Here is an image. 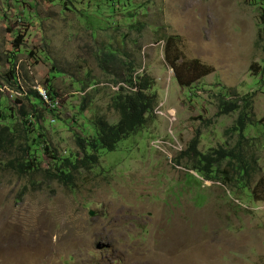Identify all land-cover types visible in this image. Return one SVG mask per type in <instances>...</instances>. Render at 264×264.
<instances>
[{
	"label": "rangeland",
	"instance_id": "374dc122",
	"mask_svg": "<svg viewBox=\"0 0 264 264\" xmlns=\"http://www.w3.org/2000/svg\"><path fill=\"white\" fill-rule=\"evenodd\" d=\"M169 38L184 60L212 71L181 86ZM263 68L264 0H0V100L17 110L23 90L51 83L59 118L41 123L59 156L82 155L76 136L96 133L91 119H120L111 102L121 86L130 91L126 76L147 74L157 95L144 126L114 150L99 148L98 163L71 184L46 173L55 172L47 153L35 173L0 169V264H174L165 255L191 237L179 226L198 223L203 235L209 221H264ZM222 95L240 108L220 113ZM246 103L242 137L233 127ZM194 137L201 152L235 148L249 175L237 181L224 159L228 177L204 180L184 154Z\"/></svg>",
	"mask_w": 264,
	"mask_h": 264
},
{
	"label": "trees",
	"instance_id": "16d2710c",
	"mask_svg": "<svg viewBox=\"0 0 264 264\" xmlns=\"http://www.w3.org/2000/svg\"><path fill=\"white\" fill-rule=\"evenodd\" d=\"M172 39L169 38L165 45L166 59L174 68L176 79L181 86L191 85L198 77L212 71V66L204 64L197 58L184 60L181 52L176 46H173ZM22 43L23 36L17 33L13 45L19 48ZM171 50L174 52L172 57ZM114 56L115 54L112 52L105 54V58ZM180 59H182V62L177 64ZM250 68L254 71V65H251ZM262 71L264 73V68ZM9 75L17 83L14 56H12ZM122 81L129 86L130 91L124 92V86H121V89L112 96L111 102V105L120 113V119L115 123H110L103 116L91 119L96 127V133L91 136H76V144L82 155L78 156L77 154L74 158L59 156L42 132L43 125L41 121L46 118L47 114H51L49 117L50 123L56 121V118H59V107H50L37 89H30L27 92L23 90L22 101L20 98H15L17 102H20L17 110L8 105L7 101L0 100V169L8 168L19 175L35 173L42 167V155L47 153L54 162L55 172L48 168L46 173L64 184H71L74 179V172L80 168L91 169L98 163L100 158L99 148L114 150L123 138L130 136L144 126L147 121V113L154 109L157 95L155 92L150 91L153 86L151 77L147 74L139 76L131 74ZM256 82L264 83V76L262 75L261 79L257 78ZM46 87L50 98L61 97L51 83H48ZM227 96L222 95L219 102V112L223 114L240 108L238 100H227ZM37 98L40 99V102L35 101ZM246 105V108L240 111L237 123L233 127L234 130L240 131L242 137L244 136V130H246L245 122L250 118L247 109L249 104L246 103ZM84 106L82 105L80 110H83ZM198 142V138L194 137L184 154L187 153L190 157L196 156L197 160L193 167L203 172L205 175L204 180L217 177L216 173L213 175L215 171L220 173L221 177H228L227 170H221L220 168L224 159H228L232 169L237 172V181H240L239 178L243 180L249 175V167L235 148L228 149L220 146L211 148L208 152H201L198 150ZM6 154L9 157H4Z\"/></svg>",
	"mask_w": 264,
	"mask_h": 264
},
{
	"label": "crops",
	"instance_id": "0c3cea01",
	"mask_svg": "<svg viewBox=\"0 0 264 264\" xmlns=\"http://www.w3.org/2000/svg\"><path fill=\"white\" fill-rule=\"evenodd\" d=\"M186 226H179L176 230L191 237L186 244L182 242L184 234L177 239L174 251L177 250L172 253V257L165 255L169 262L173 260L174 264H262L264 221L259 218L247 219L245 223L243 220L227 224L221 220L209 221L203 235L198 223V228L193 230L191 226L187 231ZM192 238L196 240H191Z\"/></svg>",
	"mask_w": 264,
	"mask_h": 264
},
{
	"label": "built area",
	"instance_id": "2783aa9c",
	"mask_svg": "<svg viewBox=\"0 0 264 264\" xmlns=\"http://www.w3.org/2000/svg\"><path fill=\"white\" fill-rule=\"evenodd\" d=\"M39 93L42 96V98L48 103V105L50 107H52V108L60 107L61 103H60L59 97H56L55 99L50 98L48 93H47V90H45V89H41Z\"/></svg>",
	"mask_w": 264,
	"mask_h": 264
},
{
	"label": "water",
	"instance_id": "95a60500",
	"mask_svg": "<svg viewBox=\"0 0 264 264\" xmlns=\"http://www.w3.org/2000/svg\"><path fill=\"white\" fill-rule=\"evenodd\" d=\"M93 213H94L93 211L90 212L91 215H93Z\"/></svg>",
	"mask_w": 264,
	"mask_h": 264
}]
</instances>
